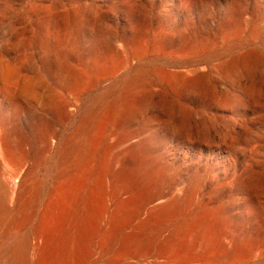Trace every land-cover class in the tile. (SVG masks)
I'll return each instance as SVG.
<instances>
[{"label": "rangeland", "instance_id": "obj_1", "mask_svg": "<svg viewBox=\"0 0 264 264\" xmlns=\"http://www.w3.org/2000/svg\"><path fill=\"white\" fill-rule=\"evenodd\" d=\"M190 70L206 75L197 86L157 77ZM139 76L147 83L122 94L89 139L104 156L127 137L110 155L128 185L127 215L108 251L92 257L86 239L76 264H264V0H0V191L10 207L23 193L45 236L61 228L76 186L56 177L59 139L84 103ZM64 89L70 103L57 97ZM33 92L49 99L38 113ZM108 119L116 134L104 139ZM170 193L177 203L156 238L132 213L141 198L162 205Z\"/></svg>", "mask_w": 264, "mask_h": 264}, {"label": "bare ground", "instance_id": "obj_2", "mask_svg": "<svg viewBox=\"0 0 264 264\" xmlns=\"http://www.w3.org/2000/svg\"><path fill=\"white\" fill-rule=\"evenodd\" d=\"M55 71L56 69L51 70L52 73ZM189 72L192 73L190 76L186 73H171L169 76L161 73L157 77L164 83L168 80L173 89L178 90V88L197 86L206 76L200 70H190ZM27 81L29 84H24L23 89L25 93H30L34 91L32 90L33 79L28 78ZM147 81L143 76L136 77L126 81L117 92L98 95L90 105L84 103L81 119L74 132L65 139H59L56 148L59 157L55 171L56 177L64 179L65 176H68L66 181L76 186L73 192V207L61 220L60 229L45 236L35 210H31L30 207L27 208L23 193L17 197V208L12 209L10 207L12 194L5 190L0 191V237H3L1 235L7 232L18 234L21 231L20 228L28 226L30 222L33 223L30 230L11 246L0 242V264H32L34 257L31 254L35 252L38 246L40 250H37V264H76L82 259L80 257L82 245L86 239L88 241L87 250L90 251L92 257L96 253L110 249L119 232L120 220L125 219L127 215V212L125 213L126 208L123 209L127 207L124 205L126 199L123 200L122 196L127 193L126 187H128L121 176L113 170V166L119 161L118 157L110 155L114 147L126 143L128 140L127 137H123L115 144H109L107 153L102 156L99 148L89 151V139L92 136L94 126L104 115L108 114L111 118L116 113L121 95L130 94L138 86H144ZM66 91L65 89L61 91L57 97L60 96L66 103H70L71 98ZM34 96L29 97L33 98ZM47 100L49 101L48 97L41 95V93L37 94L31 103L32 112L38 113V105L40 103L47 104ZM61 113L64 116L70 115L66 106L61 109ZM102 129L104 139L116 134V129L110 124V119L107 120V123L105 122ZM53 135L49 134V137ZM43 140H45L44 135H39L33 142L38 143ZM2 155L6 158L4 152ZM100 167L101 171L99 170ZM106 171L110 173L109 179L104 174ZM171 195V193L170 197L162 195V198L165 199L164 204V201L161 200L162 205H156L154 197L150 195L141 198L131 218L138 220L141 227H153L154 237L159 238L167 229V222L165 221L171 217L172 204L176 202L172 201ZM144 213L149 214H147L148 220L141 219ZM90 235L100 237L101 242L96 241V238L88 239ZM41 240L42 245H40ZM92 263L98 264L97 261Z\"/></svg>", "mask_w": 264, "mask_h": 264}]
</instances>
